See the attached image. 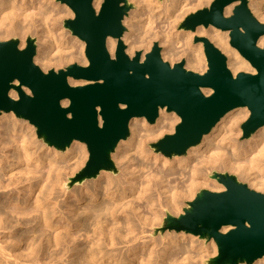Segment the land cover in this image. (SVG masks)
<instances>
[{
    "label": "bare ground",
    "instance_id": "6f19581e",
    "mask_svg": "<svg viewBox=\"0 0 264 264\" xmlns=\"http://www.w3.org/2000/svg\"><path fill=\"white\" fill-rule=\"evenodd\" d=\"M25 1L19 4V0H0V28L11 34L36 35L43 47L38 48L35 60L43 65H50L49 54L55 50L66 54L57 60L60 63L79 61L87 65L85 41L79 37L68 42L58 39L55 28L61 13L47 14L33 6L35 0H30L33 4L30 6ZM39 1L45 5L49 0ZM103 2L94 1L96 10ZM210 2L139 0L144 13L138 17L144 31L132 40L130 22L136 14L132 19H124L129 25L122 38L130 42L127 53L132 57L146 46L144 58L145 52L159 40L164 59L173 63L185 58L187 69L203 73L207 68L204 44L193 40L207 35L227 54L228 67L234 75L242 70L256 73V68L231 45L229 31L214 26H200L195 31L186 28L176 35L172 31L191 12ZM236 5L237 2L228 5L225 15H232ZM249 6L264 21V0H249ZM68 14L73 16L74 12L68 9ZM163 18L169 22L166 30L158 26ZM117 44L116 37H108L107 47L112 56ZM178 44L182 50L177 49ZM258 44L264 45V35ZM69 82L78 85L84 81L70 78ZM23 89L30 93L27 87ZM203 92L208 95L213 90L203 88ZM10 94L18 98L16 88ZM62 104L69 106L70 101L64 99ZM250 114L247 106L232 109L199 144L183 155H175L173 160L153 152L151 145L167 130L165 126L175 129L181 117L166 108L160 109L154 123L145 117H134L130 136L121 140L113 153L120 174L103 169L92 181L68 189L70 179L88 159L86 144L75 140L64 153L41 147L31 125L16 119L13 111L3 112L0 116V264H190L193 257L190 246L181 241L189 238L191 241L195 235L181 231L167 232L162 238H148L147 233L163 223L167 213L179 212L181 197L194 195L196 186L211 187L218 181L211 175L216 169L240 173L252 188L264 192V126L244 138L242 125ZM213 186L216 190L224 189L223 185ZM80 231L86 234V242L78 243L76 236ZM51 248L53 251L48 252ZM217 250L215 247V254ZM253 264H264V257Z\"/></svg>",
    "mask_w": 264,
    "mask_h": 264
},
{
    "label": "water",
    "instance_id": "95a60500",
    "mask_svg": "<svg viewBox=\"0 0 264 264\" xmlns=\"http://www.w3.org/2000/svg\"><path fill=\"white\" fill-rule=\"evenodd\" d=\"M59 1L75 13L64 24L86 42L88 64L45 72L34 61V37H28L23 48L17 38L0 41V116L13 111L37 128L39 138L61 150L75 140L86 143L89 158L69 186L96 177L103 169L116 172L112 156L119 142L130 136L131 120L145 117L154 123L161 108L181 117L174 133L153 144L169 157L199 144L237 107L251 111L242 125L244 138L264 126V45L258 44L264 23L253 15L249 0H213L187 16L181 26L194 31L199 26L229 30L231 45L257 70L237 75L228 67L227 56L206 36L195 39L204 44L208 69L203 73L187 69L185 61L174 65L165 61L158 43L144 58L141 51L131 57L122 40L123 21L133 7L128 0H104L99 11L95 0ZM234 2L238 4L233 14L225 15V8ZM110 36L118 38L114 56L107 47ZM70 78L85 83L72 85ZM13 88L18 98L11 96ZM203 88L213 92L207 95ZM64 99L69 106H63ZM211 175L224 190H200L183 213H167L156 232L185 231L214 239L218 252L209 264H253L264 257V193L228 172ZM223 227L231 228L223 231Z\"/></svg>",
    "mask_w": 264,
    "mask_h": 264
},
{
    "label": "rangeland",
    "instance_id": "374dc122",
    "mask_svg": "<svg viewBox=\"0 0 264 264\" xmlns=\"http://www.w3.org/2000/svg\"><path fill=\"white\" fill-rule=\"evenodd\" d=\"M23 0H19V4H21V3H23L22 2ZM25 1V0H24ZM46 1V0H45ZM132 5H133V7L131 8V10L129 11V13H128V15L126 16V17H128L129 19H132L131 17L132 16H134L135 14V18H133L132 20H131V22H130V24H132V26H133V32H132V40H134V39H138L139 38V35H142V32L144 31V30H142L141 28H143L142 26V24H141V22H139V17L141 18V17H143V13L144 12H141V11H144L143 9H141V5H139V0H128ZM140 1H143V0H140ZM26 2V1H25ZM194 2V1H193ZM213 2V0H211V2L210 3H208V4H205V5H203V6H200L197 10H199V9H202V8H205V7H209L210 6V4ZM44 4V2L42 1L41 3H40V1L39 0H35V3H34V5L31 3V1L29 0L28 2H26V5L27 6H30V5H33V6H35L37 9H39V8H41V10L43 11V12H45V13H47V14H52V13H55V11H59L61 14V18L59 19V24H58V26H57V28H55V31L57 32V36H58V39L59 40H62V41H64V42H68V41H72V40H75L76 38H78V36H76V35H74L73 33H72V31L70 30V29H68V28H66L65 27V24H64V22H65V20L66 19H70V18H74L75 17V13H74V15L73 16H71L70 14H68V9H71V7L70 6H68L67 4H65V3H62L61 1H59V0H49V1H47L46 2V4L45 5H43ZM237 4H238V2H237ZM67 7V8H66ZM100 8H101V6H100ZM100 8L97 10V11H99L100 10ZM249 8H250V6H249ZM235 9V8H234ZM72 10V9H71ZM197 10H195V11H193V12H191V13H194V12H196ZM250 10H251V8H250ZM73 11V10H72ZM252 11V10H251ZM74 12V11H73ZM140 13H142V14H140ZM190 13V14H191ZM252 13H253V11H252ZM189 14V15H190ZM233 14V13H232ZM138 15H139V17H138ZM141 15V16H140ZM188 15V16H189ZM253 15H254V13H253ZM255 16V15H254ZM125 17V18H126ZM256 17V16H255ZM257 18V17H256ZM258 19V18H257ZM186 20V19H185ZM184 20V21H185ZM259 20V19H258ZM183 21V22H184ZM260 21V20H259ZM183 22H181V24L179 25V28L177 27V28H174L172 31L173 32H175V35L177 34V33H183V31L186 29V28H182L181 26H182V23ZM261 23H264V21H260ZM140 23V24H139ZM158 26L159 27H161V28H163L164 30H166L167 29V26H168V21H167V19L166 18H163L162 20L160 19L159 21H158ZM123 24L125 25V27H126V30H125V32H128V29H129V25H127V24H125L124 23V21H123ZM142 25V26H141ZM200 27V26H199ZM198 28V27H197ZM206 28V27H205ZM140 29L142 30L141 32H140V34H139V31H140ZM144 29V28H143ZM158 29H160V28H158ZM4 30V31H3ZM0 41H7V40H10V39H13V38H17V39H19V41H20V46H21V48H23V47H25L26 46V44H27V38L28 37H34L35 39H36V43H37V54H38V48H40V47H43V43H42V41H40L38 38H37V36L36 35H34V34H32V33H30V34H28V35H26V36H24L22 33H20V34H11V33H9L8 31H7V29L6 28H0ZM222 31H224V30H222ZM226 31H229V30H226ZM125 32H124V34H125ZM230 32V31H229ZM9 33V34H8ZM8 34V35H7ZM124 34H123V36H124ZM10 35V36H9ZM123 36H122V38H123ZM203 36H206V37H208L207 35H203ZM197 37H202V36H197ZM209 38V37H208ZM118 39V38H117ZM196 39V38H195ZM193 40V43H198V42H196V40ZM210 39V38H209ZM211 40V39H210ZM229 40H231V36H230V34H229ZM173 41L174 42H177V40L175 39V38H173ZM212 41V40H211ZM123 42L125 43V45H126V52H127V48H128V46H129V44H130V42H128V43H126L124 40H123ZM213 42V41H212ZM155 43H158V45L161 47V54H162V50H163V46L161 45V42H159V40L158 41H156V42H154L152 45H151V47H150V49H148L145 53H147V52H150L151 50H152V48H153V46H154V44ZM214 43V42H213ZM215 44V43H214ZM179 46V47H178ZM217 46V45H216ZM146 47V46H145ZM145 47H141V48H139L140 50L139 51H141L142 52V54L144 53V48ZM181 47V48H180ZM218 47V46H217ZM219 48V47H218ZM177 49H183L182 48V45L180 46L179 44L177 45ZM221 50V49H220ZM238 50V49H237ZM222 51V50H221ZM239 51V50H238ZM226 56H227V54L225 53V52H223ZM37 54H36V56H37ZM61 55H66L64 52H57V50H55L54 52H52V53H50L49 54V58H50V60H51V62H50V65L49 66H46V65H43L42 63H40V62H38V61H36L35 59H34V61H35V63L37 64V65H39L42 69H43V71H45V72H48L49 70H51V69H54V70H59V69H63V68H66L68 65H70V64H73V63H79V64H81L79 61H71V62H64V63H60V62H58L57 60L60 58V56ZM130 55V54H129ZM242 55V54H241ZM36 56H35V58H36ZM133 56H135V54L133 55ZM132 56V57H133ZM243 56V55H242ZM244 57V56H243ZM164 59V58H163ZM165 61H168V62H170V63H172V60H170V59H168V58H166V59H164ZM205 62H206V64H207V68H206V70L208 69V62H207V58H206V55H205ZM180 61H185V63H186V60H185V58H183V59H181V60H179V61H174L173 63H172V65H174L175 63H178V62H180ZM227 61H228V56H227ZM82 65H84V64H82ZM46 67V68H45ZM186 67V66H185ZM205 70V71H206ZM194 71V70H193ZM232 71V70H231ZM242 71H244V70H242ZM242 71H240V72H242ZM196 72H198V71H196ZM244 72H247V71H244ZM201 73V72H200ZM83 83H85V82H83ZM30 91V90H29ZM30 93H31V91H30ZM16 115V114H15ZM16 119H19L21 122L23 121L24 123H26L27 125H31V127H33V131L35 132V137H36V139H37V141H38V143L41 145V147H45V148H49V150L50 149H56V150H58L60 153H64L65 152V150H61V149H58V148H56V147H54V146H51V145H49V144H47L43 139H41V138H39L38 137V134H37V128L33 125V124H31L28 120H26V119H22V118H19V117H17L16 116ZM175 119H176V117H175ZM147 120V119H146ZM148 121V120H147ZM180 122H178L177 124H179ZM165 124H166V122H165ZM177 124H176V126H177ZM166 128H167V130L165 131L164 130V132L162 131V133H161V135H159L156 139H154L153 141H152V145H151V147H152V150H153V152H155V153H157V154H159V155H164L163 153H161V152H158V151H156V149L153 147V144L154 143H157L161 138H163L165 135H167V134H172V133H174L175 132V129H176V127H175V129H173V130H170V127H168V126H165ZM169 128V129H168ZM163 129H165V128H163ZM130 131H131V128H130ZM243 133V132H242ZM243 138V137H242ZM86 144V143H85ZM87 146V145H86ZM87 151H88V148H87ZM88 154H89V151H88ZM169 157V156H168ZM88 158H89V155H88ZM112 158H113V160H114V162H115V165H116V167H117V171L115 172V171H111V170H109V171H111V172H113L115 175H118V174H120V171H121V169L119 168V166L117 165V163H116V159L114 158V156H112ZM170 159H174V156H172V157H169ZM88 160V159H87ZM87 162V161H86ZM86 164V163H85ZM85 166V165H84ZM104 170H106V169H104ZM80 171V170H79ZM78 171V172H79ZM214 171H217V172H228V173H230V174H233V175H235V176H237V178L241 181V182H243V183H246L250 188H252L251 186H250V183H249V181L248 180H246L245 178H243L242 176L240 177V173H237V172H232V171H229V170H222V169H216V170H214ZM119 172V173H118ZM101 173V171L99 172V174ZM212 173H213V171H212ZM211 173V174H212ZM98 174V175H99ZM76 175V174H75ZM74 175V176H75ZM73 176V177H74ZM97 177V176H96ZM96 177H93V178H88V179H85L83 182H80V183H76V184H74V185H72V186H69V188L68 189H71L72 187L74 188V187H80V186H82L83 184H85L86 182L85 181H92L91 179H94V178H96ZM212 183V182H211ZM216 183V184H215ZM208 184H210V183H208ZM213 185H211V187H210V185H208V186H204V185H198V186H196L195 187V189L194 190H196V191H194L193 193H194V195L192 194V195H190V197L189 198H187V197H181V199H180V206L179 207H181V208H179L182 212H183V209L185 208V207H187L188 206V202L189 201H191V200H193L195 197H196V195H197V193L200 191V190H202V189H209V190H213V191H222V190H216L215 188V190L212 188V186L213 187H216V185H217V187H221L223 184H221L220 182H218V181H216V182H213L212 183ZM221 184V185H220ZM222 187H224V185L222 186ZM212 188V189H211ZM225 188V187H224ZM252 189H255V188H252ZM224 190V189H223ZM255 190H257V189H255ZM257 191H260V192H263V191H261V190H257ZM264 193V192H263ZM183 202V203H182ZM179 210V212H175V213H172L173 215H175V216H178V215H180L182 212ZM162 226V223L161 224H159L158 226H157V228H160ZM157 228H155L153 231H149L148 233H147V235H149V237L148 238H150V237H158V238H162V235L163 234H165V233H167V232H171V233H179V232H176V231H165L164 233H162V232H156V229ZM152 232V233H151ZM78 235V237L76 236V239H77V241H78V243H83V242H86V240H87V236H86V234L84 233V232H82V231H80L79 233H77ZM85 237V238H84ZM188 241H190V238H189V240L187 239H185L184 241L182 240L181 241V243H183L184 242V244L187 246V247H189V249H190V253H191V255L193 256V257H191V259L189 260L191 263L190 264H209L208 262H209V260L212 258V257H214V256H216V254H215V247H216V250L218 249L217 248V244H216V242L214 241V239H211V240H206V239H203V238H201L200 236H196L195 235V237H194V239L192 240V238H191V241H192V243H193V241H195L194 242V246L191 244V241L190 242H188ZM72 244H73V242H72ZM192 245V246H191ZM214 245H215V247H214ZM203 247V248H202ZM57 248H59V247H57ZM55 249V247H53V250ZM202 251H201V250ZM204 249V250H203ZM206 249V250H205ZM52 250V248H51V250L49 249L48 250V252H52L53 251ZM217 252H218V250H217ZM69 254L70 253H68L65 257H66V259H67V261H68V259H70L68 256H69ZM202 256V257H201ZM203 258V259H202ZM53 262H51V264H52ZM33 264H35V263H33ZM60 264V263H59ZM241 264H244V263H241Z\"/></svg>",
    "mask_w": 264,
    "mask_h": 264
}]
</instances>
